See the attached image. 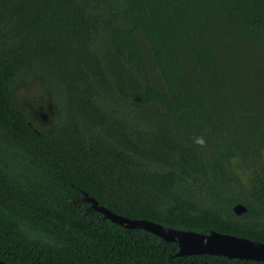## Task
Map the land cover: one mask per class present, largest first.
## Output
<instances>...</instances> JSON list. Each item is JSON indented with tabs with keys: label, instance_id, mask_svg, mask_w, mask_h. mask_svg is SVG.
I'll return each instance as SVG.
<instances>
[{
	"label": "trees",
	"instance_id": "obj_1",
	"mask_svg": "<svg viewBox=\"0 0 264 264\" xmlns=\"http://www.w3.org/2000/svg\"><path fill=\"white\" fill-rule=\"evenodd\" d=\"M85 194L264 243V0H0V260L264 264L177 255Z\"/></svg>",
	"mask_w": 264,
	"mask_h": 264
},
{
	"label": "water",
	"instance_id": "obj_2",
	"mask_svg": "<svg viewBox=\"0 0 264 264\" xmlns=\"http://www.w3.org/2000/svg\"><path fill=\"white\" fill-rule=\"evenodd\" d=\"M48 107L51 108V104ZM37 112L42 114L40 118L43 120L47 118V113L41 112V107H39ZM84 200L90 203L92 209L100 212L105 218H108L118 225L126 228L144 229L159 236L163 240L175 242L178 246L177 255L205 253L227 257L264 260L263 242L216 231H210L206 234L167 227L146 219H131L110 211L90 195L85 194ZM232 210L235 214L241 215L247 211V207L243 203L238 202L232 206ZM0 264L12 263L0 260Z\"/></svg>",
	"mask_w": 264,
	"mask_h": 264
},
{
	"label": "rangeland",
	"instance_id": "obj_3",
	"mask_svg": "<svg viewBox=\"0 0 264 264\" xmlns=\"http://www.w3.org/2000/svg\"><path fill=\"white\" fill-rule=\"evenodd\" d=\"M31 92V90L30 92L25 90L24 93H21L23 106L26 107V109L28 108V110H31V114L38 111L39 107H41V109H43L41 112L47 113V120L51 114V108L48 107L50 104L47 101H44V99L40 96L29 95Z\"/></svg>",
	"mask_w": 264,
	"mask_h": 264
},
{
	"label": "flooded vegetation",
	"instance_id": "obj_4",
	"mask_svg": "<svg viewBox=\"0 0 264 264\" xmlns=\"http://www.w3.org/2000/svg\"><path fill=\"white\" fill-rule=\"evenodd\" d=\"M35 114L38 116V117H40V115H42V114H39V113H36L35 112ZM41 120H43L42 118H40Z\"/></svg>",
	"mask_w": 264,
	"mask_h": 264
},
{
	"label": "clouds",
	"instance_id": "obj_5",
	"mask_svg": "<svg viewBox=\"0 0 264 264\" xmlns=\"http://www.w3.org/2000/svg\"><path fill=\"white\" fill-rule=\"evenodd\" d=\"M202 143V141H200Z\"/></svg>",
	"mask_w": 264,
	"mask_h": 264
}]
</instances>
